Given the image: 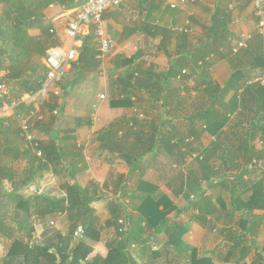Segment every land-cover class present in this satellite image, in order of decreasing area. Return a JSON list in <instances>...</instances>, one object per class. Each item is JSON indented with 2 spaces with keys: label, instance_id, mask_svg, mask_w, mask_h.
Masks as SVG:
<instances>
[{
  "label": "crops",
  "instance_id": "obj_1",
  "mask_svg": "<svg viewBox=\"0 0 264 264\" xmlns=\"http://www.w3.org/2000/svg\"><path fill=\"white\" fill-rule=\"evenodd\" d=\"M200 1L202 3L195 7L192 4H195L197 0L195 3L190 2L184 6L179 5L180 0H125L124 6L127 8L121 9L119 16H116L117 12L111 11L114 8L107 12L113 14L109 18H105V27L116 42L117 49L113 54L99 60L100 67L97 71L77 72L72 69L71 63L66 68L65 76L52 87L61 91L60 96L52 93L44 100L33 103L23 102L27 105L23 110H20V106L19 110H14L11 107L14 101H18L13 96L10 101L0 104V216L5 218L3 222H0V264H6L5 260L14 246L19 242H24L20 240L23 239L24 234L19 231L20 226L23 225V210L18 209L19 204L16 199L9 197L12 194L30 198L36 196L34 190H38L48 197L61 199L67 197V185L79 184L83 188L90 187L92 184L97 185L100 188L99 193H103V197L94 203L95 219L99 231L96 233L95 239H87L86 243L93 248V252L89 256L90 260L96 256L106 259L109 255L107 244L116 235L114 228L106 226V223L111 219L109 202L113 200L121 202L129 213L136 217V209L142 204L141 197L144 199L147 194L141 191L142 189L139 192L137 190L138 180L141 176H143V185L145 184L147 191L152 193L154 200L167 197L174 206L184 211L190 206L191 197H197L200 190H203L206 192L205 196L212 200L213 206H217L218 213L215 215L209 216L203 222H191L190 231L184 237L185 243L196 250L198 258H212L213 264H264V210L254 211L251 218L244 217V212L233 213L231 191L224 186L220 187L219 184L208 186L206 180H202L203 175H201V169L198 168L200 164L194 168L189 163L190 154H203L211 147L214 137L205 134L199 141L189 144L185 142L179 149L176 148L169 154L156 150L154 153L141 155L136 149L140 142H132L134 138L131 137L129 129L133 121H137V117L144 118V115L147 114L153 118L156 113L151 108V110L142 111L136 107L126 109L111 106L112 101L128 96L125 91L129 87L123 85V82L129 79L128 76L133 73V69H136L138 62H141L140 59L130 68L127 66L117 67L121 58L129 59L135 55H131L134 50L130 46L132 37L136 35L125 37L126 30L132 27L122 24L121 19L129 17L136 8L141 6L142 2H146L147 5L150 4V8L148 7L149 17L158 18L167 11L169 19L167 27L180 32L184 30V25L194 23L198 17L208 16L211 19L214 10H209L207 0ZM219 2L228 8L231 15L234 42L243 33H250L254 37L249 43L246 56L244 54L238 56V60L241 62L233 59L224 60L216 63L211 69L213 80L224 85L236 69H244L252 77L257 71H261L259 66L251 71L250 68L257 65L264 57V42L258 32L257 19L251 2L247 3V0H220ZM174 4L177 5L176 8H173ZM49 14L59 45L50 49L47 54L49 55L54 49L67 53L74 43L66 36L64 29L62 17L67 14H64L61 6L50 8ZM202 33L203 29L198 30V34L195 33V35ZM31 34L38 37L40 31L33 30ZM90 34H94L92 28H89L87 33L76 41L78 59L83 40ZM161 40L160 37L159 44ZM175 43L174 39V49ZM140 45L142 46V43ZM174 49L171 48L172 51ZM158 52L157 62L151 61L145 64L149 73L159 74L169 70V60L166 54L159 50ZM38 61L46 65L47 57L38 59ZM221 66L229 73L226 79H222V77L220 79L218 68ZM172 83L178 86V82L173 81ZM189 84L190 87H195L194 81ZM64 86L68 87L67 92L63 91ZM11 87L13 90L12 85ZM168 93L165 87L157 95H160L161 98H168ZM180 94L179 97L183 100L185 92L180 90ZM31 110L36 112V117L31 121L32 128L30 139H28L22 134L19 115L27 114ZM84 110L86 115L80 116L79 114ZM196 111L198 109L192 113ZM73 112H76L78 117L74 120L75 124L68 127L69 122L73 119ZM167 112L161 120H156L157 124L171 119V121L174 120L172 123L176 122L182 130V123H187L184 120L186 117L184 116V104L176 103L174 107H168ZM169 112L172 113L169 114ZM135 114L139 115L135 116ZM77 119H83L84 124L79 125ZM148 130L149 128H147ZM108 132H112L111 139L115 142H102ZM57 135L59 141L56 138ZM69 136L73 137L72 141L68 140ZM93 137L95 142H90ZM207 137L212 141L208 142L209 145H206V142H201L205 141L204 139ZM107 139L110 138L107 137ZM55 140L61 144L64 150L65 167H55L50 164L48 170H40L38 174H33L25 159V150L32 143H38L46 148ZM119 140L124 142H119ZM256 149L260 152L263 151L262 147L259 149L257 144ZM130 159L133 162L134 160L138 162L136 167L133 166V171L127 163V160ZM216 162L221 163V161L215 160L213 165ZM262 164L263 161L259 166ZM254 171L250 175H243V179L249 182L252 179L264 177V168H255ZM241 172L242 170L236 171L238 176H241ZM29 181L30 183L26 184ZM215 181V183L219 182V180ZM247 189L240 196V200L243 202L252 193L250 186ZM187 194H190L191 197L187 198ZM162 209L163 207H161ZM19 211L21 220L17 219L16 221L15 216ZM175 216V213L170 215L171 218ZM192 216L193 211L183 212L178 221L190 223ZM182 218H185L186 221ZM65 223L69 224L66 214L50 216L43 221L35 218L33 238L30 242H25L30 246L34 243H43L54 247L59 236L66 237L68 235L62 226ZM143 226L145 223H142ZM8 228L13 229L8 230ZM141 237L146 242L133 241L131 245L130 252L135 264H187L190 262L189 259H185L186 255L179 254V256L174 251L169 253L164 247L165 238L163 235L141 231ZM74 241H78V239L75 238ZM26 243H19L14 254L23 256ZM51 252H54V248Z\"/></svg>",
  "mask_w": 264,
  "mask_h": 264
},
{
  "label": "trees",
  "instance_id": "obj_2",
  "mask_svg": "<svg viewBox=\"0 0 264 264\" xmlns=\"http://www.w3.org/2000/svg\"><path fill=\"white\" fill-rule=\"evenodd\" d=\"M75 1L0 0V69L7 72V82L13 86V97L18 101L26 94L43 87L48 68L38 59L48 57V51L59 45L56 32L51 33L54 28L49 18L50 8L55 6L72 8L76 5ZM250 2L252 4V0H247V3ZM149 5L146 2L141 3V21L138 25L128 28L125 37L133 35H145L152 39L161 37L158 50L166 54L169 70L159 74L149 71L142 74L133 69V73L128 76L129 79L123 82V85L129 87L125 91L128 96L112 101L111 106L116 108L133 105L142 111L152 109L156 113L153 118L144 115L145 121L151 123L149 126H143V121L134 120L129 129L131 137L134 138L132 142H140L136 149L141 155L154 153L156 150L169 154L176 148L179 149L185 142L189 144L199 141L205 134L214 137L211 147L203 154L191 153L190 156L197 155L195 159L200 164L198 168L201 169L202 180L205 179L208 186L219 184L220 187L224 186L231 191L232 212L235 214L244 212V217L251 218L254 211L264 210V177L248 182L243 179V175L252 174L255 168H264V150L260 152L256 149V142H264V87L259 84L248 86L247 81L253 77L244 69H236L224 85L214 81L210 73L220 61L233 59L241 62L238 56L243 54L246 56L249 47L234 53L233 46L239 39L234 42L231 15L228 8L220 2L213 11L210 25L202 28L201 35L191 34L188 29L176 32L172 28L151 23L147 13ZM33 30L40 31V35L34 37L31 34ZM174 39L176 43L172 52ZM97 45L94 34L85 36L79 59L71 64L74 71L95 72L99 69ZM141 57L142 54L137 52L129 59L121 58L117 67L130 68ZM258 66L262 73L264 57L257 65L251 67L250 71ZM173 81L178 82V86H175ZM192 81L195 83L193 89L189 84ZM165 87L169 97L161 98L157 94ZM67 89L68 87H63L64 92H67ZM185 89L189 92L200 91L199 99L202 100V105L198 111L184 118L187 123H182V130L176 122L173 124L174 120L171 119L157 124L162 116L168 113V107H174L176 103L181 105L180 90ZM26 106L21 102L20 110ZM77 123L84 124L83 119H77ZM111 133L108 132L102 142H115L111 139ZM56 138L58 140L59 136ZM72 139L73 137L69 136L68 140ZM57 140L46 148L41 145L36 148L33 143L25 150L24 156L33 174H38L40 170H48L50 164L65 167V153ZM37 150L42 151V157L37 155ZM215 160L221 163L213 165ZM127 161L133 171L138 162L136 160L133 162L132 159ZM261 161L263 164L259 166ZM238 170H242L241 176L237 175ZM215 180L219 182L215 183ZM28 183L30 181L26 184ZM138 184V192L142 189L141 191L147 194L144 199L141 197L142 204L136 209V217L132 216L121 202L117 200L109 202L111 219L106 226L114 228L116 235L107 244L109 255L106 259L96 256L90 260L93 248L86 243L87 239H95L99 231L94 203L103 197V193H99L100 188L97 185L92 184L87 188L79 184L67 185V197L61 199L44 194L30 198L12 194L9 197L18 201V209L21 208L24 215L23 225L21 224L19 228L24 234L20 240L24 242L19 243L32 240L35 233V218L43 221L50 216L66 214L70 233L66 237L59 236L54 247L43 243H34L31 246L26 243L23 256L14 254L19 246L17 243L6 258V264H135L130 252L131 245L133 241L146 242L141 239V231L163 235L164 247L168 252L186 255L185 259L190 261L187 264H213L212 258H198L196 250L184 241V237L190 231L191 222H203L209 216L218 213L217 206H213L212 200L205 196L206 192L200 190L197 197L191 199L188 209L183 211L174 206L167 197L154 200L152 193L147 191L145 184L143 185V176L139 178ZM248 186L252 188V193L243 202L240 196L244 190H248ZM189 211H193L190 223L178 221L183 212ZM172 213L176 214L175 219L170 217ZM20 217L19 211L15 220H21ZM4 220V216H0V222ZM122 220H125V226L120 223ZM142 223H145V226L142 227ZM80 228L84 231L83 237L77 238L80 240L78 243H72V239L76 238L75 233ZM53 248L54 252H51ZM21 258L23 259L20 260Z\"/></svg>",
  "mask_w": 264,
  "mask_h": 264
},
{
  "label": "built area",
  "instance_id": "obj_3",
  "mask_svg": "<svg viewBox=\"0 0 264 264\" xmlns=\"http://www.w3.org/2000/svg\"><path fill=\"white\" fill-rule=\"evenodd\" d=\"M76 5L72 8L61 7L64 14L62 20L64 23V29L66 36L74 43L71 49L67 53H62L59 50H52L47 57V79L43 87L35 92L26 94L21 101H14L11 107L16 110L20 106V103H33L39 100L47 99L52 93L56 96L61 95V91L52 88L54 84L66 74V68L69 64L75 62L78 59V52L76 47V41L82 35H85L89 28H92L94 35L98 43V60H101L111 54L117 49V44L108 33L105 27V14L112 8H117L122 5L124 0H76ZM195 3L196 0H180L179 5L184 6L188 3ZM252 6L254 14L257 19V28L260 36L264 40V0H252ZM177 5L174 4L173 8ZM66 19H63L65 18ZM55 29L51 30V33H55ZM253 40V35L250 33H243L238 42L234 44V53H238L241 49L249 47V43ZM259 84L264 87V71L247 81L248 86ZM13 96V90L11 85L7 82V72L0 69V104L10 101ZM36 117V112L31 110L27 114L19 115V122L22 134L30 139V133L32 128V119ZM264 119V113H263ZM33 144V143H32ZM34 147H38L39 144H33ZM37 155L42 157V151L37 150ZM194 158L197 155H193ZM34 193L38 196L42 195L41 191L34 190ZM194 199V197H193ZM125 226V220L120 221ZM84 231L80 228L75 237L82 238Z\"/></svg>",
  "mask_w": 264,
  "mask_h": 264
},
{
  "label": "rangeland",
  "instance_id": "obj_4",
  "mask_svg": "<svg viewBox=\"0 0 264 264\" xmlns=\"http://www.w3.org/2000/svg\"><path fill=\"white\" fill-rule=\"evenodd\" d=\"M84 1L86 2L87 0H84ZM219 1L220 0H207V3H209V7H208L209 10H214L216 5H217V3ZM199 3H202V1L197 0V2L195 4H192V5L196 7V6H198ZM124 4H125V0H124V2L122 3L121 6H119L117 8H114L111 11H114L115 13L117 12L116 16H119V14H121L120 10L123 9V8L124 9L127 8V7L124 6ZM141 12H142V8L140 6V7L136 8L130 14L129 17H126L125 19H121L122 24H124L126 26H129V27H134V26L138 25L140 23V21H141V19H140L141 18ZM111 14H113V13H106L105 14V18H109V16H111ZM209 21H210V19H209L208 16L204 17V18L198 17L197 20L194 21V23L191 22L190 25H184L183 28H184V30L188 29L191 34L195 35V33L198 34V30H202V28L203 29L207 28L208 25H209ZM150 22L154 23V24H159V25L165 26L166 28H169V27H167V26H169L168 12L167 11L164 12L163 15L159 16L158 18H153L151 16L150 17ZM193 38H195V37L193 36ZM159 41H160V37L156 38V39H151V38L145 37L143 35H136V36L132 37V42H131L130 48L132 50H134V51L131 52V55L136 54L137 52L142 54L141 62H138V64L136 65V70H137L138 73H142L143 74V73H145L147 71L146 68H145V64H148L151 61H153V62H157L158 61V53L159 52L157 50V48H158L157 45L159 44ZM140 43H142V46L140 45ZM171 48H172V50L174 49L173 45L171 46ZM218 70L220 71L219 72L220 79H221V77H222V79L228 78L229 73L226 72L227 69L224 70V67L221 66V67L218 68ZM260 74H261V71L260 72L257 71L255 73L254 77H256V76H258ZM193 88L194 87H191V89H193ZM184 92H185V94L183 96V98H184L183 100L184 101L182 100L181 104H184V109H185L184 115L186 117H188V116H190L192 114V112H194L196 109L201 107L202 100L199 99L200 91L193 90V91L189 92V91H187L185 89ZM131 107H134V106L133 105H126L125 107H122V108H126L127 109V108H131ZM85 113H86V111L84 110L79 115L80 116H85L86 115ZM73 115H74L73 119H72V121L69 122L68 127H70V125H74L75 124L74 120L78 117L76 112H73ZM138 115L139 114H135V116H138ZM137 120L143 121V126H146V127L149 126V124H150L149 123L150 121L149 122L145 121L146 119L142 118V117H139V118L137 117ZM182 134H185V133H182ZM204 140L205 141H201V142H204V143L206 142L205 143L206 145H209L208 142H212L209 137L205 138ZM90 142H95V138L94 137L91 138ZM194 142H197V141H194ZM256 144H257L259 149L262 147V150H264V142H256ZM195 154L198 155L199 153H195ZM190 157L191 158H188L189 163H191V165H193L194 168H197L198 167L197 164H199V162H196V159L194 158V156H190ZM215 164L219 165L217 162ZM186 197L190 198L191 195L187 194ZM191 199H193V197H191ZM194 199H195V197H194ZM182 220L186 221L185 218H182ZM67 224L68 223H65V225L63 224L62 226H64V231L66 232V234L69 235V233H70V227L69 226L70 225L69 224L67 225ZM76 239H77V237H76ZM155 240H156V238H155ZM78 241H80V240H78ZM78 241H74V238L72 239V243H78ZM150 241H151V239H150Z\"/></svg>",
  "mask_w": 264,
  "mask_h": 264
}]
</instances>
